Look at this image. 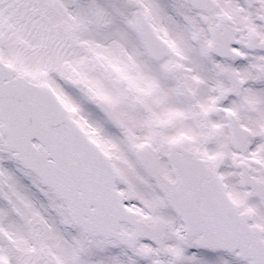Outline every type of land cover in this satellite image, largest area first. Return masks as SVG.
Masks as SVG:
<instances>
[{"label":"snow or ice","instance_id":"6c2138e0","mask_svg":"<svg viewBox=\"0 0 264 264\" xmlns=\"http://www.w3.org/2000/svg\"><path fill=\"white\" fill-rule=\"evenodd\" d=\"M0 264H264V0H0Z\"/></svg>","mask_w":264,"mask_h":264}]
</instances>
